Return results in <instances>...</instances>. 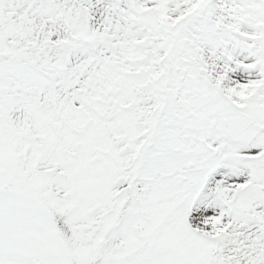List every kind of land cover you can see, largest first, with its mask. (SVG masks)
I'll return each instance as SVG.
<instances>
[{
	"label": "snow or ice",
	"instance_id": "6c2138e0",
	"mask_svg": "<svg viewBox=\"0 0 264 264\" xmlns=\"http://www.w3.org/2000/svg\"><path fill=\"white\" fill-rule=\"evenodd\" d=\"M0 264H264V0H0Z\"/></svg>",
	"mask_w": 264,
	"mask_h": 264
}]
</instances>
